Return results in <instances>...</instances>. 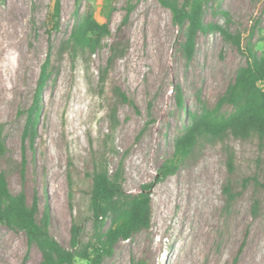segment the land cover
<instances>
[{
  "label": "rangeland",
  "instance_id": "1",
  "mask_svg": "<svg viewBox=\"0 0 264 264\" xmlns=\"http://www.w3.org/2000/svg\"><path fill=\"white\" fill-rule=\"evenodd\" d=\"M54 3L0 0V124L8 147L0 169L13 194L24 192L29 203L36 197L42 212L48 207L50 234L69 249L73 224L81 227L85 244L93 237L90 176L95 160L106 154L112 170L122 165L126 196L120 202L126 204L154 181L172 156L176 138L194 116L215 109L247 62L218 31L200 33L188 58L186 27L175 26L170 11L156 0H61L58 23L52 17ZM88 5L99 23L109 18V33L96 54L73 60L66 42ZM204 22L239 35L243 47L252 40L257 54L264 53L263 0H210ZM120 29L128 51L102 82L109 47ZM47 60L49 81L37 136L24 141L25 112ZM116 86L135 106H117L113 129ZM260 86L264 89V83ZM232 111L224 106L218 114ZM23 162L24 175L19 171ZM249 178L259 185L250 180L242 189ZM228 181L239 192L230 203L223 193ZM254 198L259 200L256 216ZM151 205L150 228L118 242L101 264H149L153 249L154 264H181L185 257V264H264V143L256 137L229 138L204 146L197 161L152 189ZM113 222L111 216L105 229ZM41 259L23 232L0 224V264H39Z\"/></svg>",
  "mask_w": 264,
  "mask_h": 264
},
{
  "label": "trees",
  "instance_id": "2",
  "mask_svg": "<svg viewBox=\"0 0 264 264\" xmlns=\"http://www.w3.org/2000/svg\"><path fill=\"white\" fill-rule=\"evenodd\" d=\"M161 7L170 11L172 23L177 27H186L184 51L191 58L200 33L220 32L224 38L232 42L246 58V65L241 67L234 81L228 86L225 94L219 99L214 110L204 111L192 118L191 123L174 142L172 156L165 160L157 171L153 182L144 184L138 195L126 204H121L125 198L124 170L120 164L116 170L110 168L106 154L99 156L94 162L91 174L92 189L90 193V210L92 213L93 237L88 244L81 238L82 229L73 224L71 228L70 248L63 247L49 231L50 213L48 207L42 212L36 197L31 203L27 201L24 192L13 194L7 181V173L0 169V224L11 230L23 232L29 244L35 245L41 253L39 264H75L77 260L87 261L89 264H101L110 257L115 245L120 241L129 240L142 229H148L152 222V189L187 165L197 161L208 144H225L229 138L249 140L256 137L259 143H264V53L258 55L253 48L252 40H248L243 47L239 35H231L222 27L204 22L205 8L210 0H156ZM264 7V0H263ZM61 0H55L53 18L58 23L61 14ZM78 11V7H77ZM131 7L126 10L125 25L129 19ZM103 23L94 17L90 5L87 6L82 18L72 29L67 42V51L73 60L84 58L85 55L96 54L102 39L109 33V18L104 16ZM57 30L58 26L55 25ZM128 40L123 37L122 29L113 40L108 50L106 66L101 72V81L114 64L123 59L128 51ZM50 62L47 60L42 66L37 80L33 103L26 110V124L23 140L31 142L37 136V125L42 110V95L49 81ZM115 104L111 111L113 129L118 123L117 106L119 104L134 107L128 95L122 88L112 89ZM178 103L181 104V94L178 90ZM224 106H231L233 111L228 116L219 115ZM115 125V126H114ZM8 147L3 137L0 124V157L6 158ZM229 171L233 173L234 162L232 154L228 158ZM19 171L24 175V162ZM250 180L259 185L255 178L245 179L242 189L246 188ZM223 193L228 203L239 195L235 185L228 181L223 187ZM259 200L253 199V214L258 213ZM114 218L108 228L106 221Z\"/></svg>",
  "mask_w": 264,
  "mask_h": 264
},
{
  "label": "bare ground",
  "instance_id": "3",
  "mask_svg": "<svg viewBox=\"0 0 264 264\" xmlns=\"http://www.w3.org/2000/svg\"><path fill=\"white\" fill-rule=\"evenodd\" d=\"M173 253V252H172ZM156 255H157V251L156 250H152L151 254L149 255V259H150V263L149 264H154L156 262ZM186 255V254H185ZM178 259V258H177ZM186 259V257H185ZM185 259L182 258L181 260V264H185ZM164 260V259H163ZM188 260V259H187ZM178 261V260H177ZM164 263V262H163ZM176 263V262H175ZM179 264V263H178ZM193 264V263H192Z\"/></svg>",
  "mask_w": 264,
  "mask_h": 264
}]
</instances>
